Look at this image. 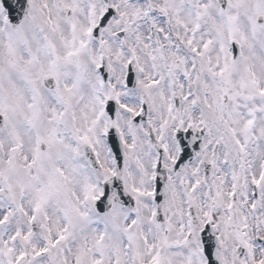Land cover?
Returning a JSON list of instances; mask_svg holds the SVG:
<instances>
[{"label": "snow or ice", "instance_id": "snow-or-ice-1", "mask_svg": "<svg viewBox=\"0 0 264 264\" xmlns=\"http://www.w3.org/2000/svg\"><path fill=\"white\" fill-rule=\"evenodd\" d=\"M0 264H264V0H0Z\"/></svg>", "mask_w": 264, "mask_h": 264}]
</instances>
